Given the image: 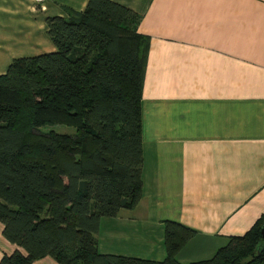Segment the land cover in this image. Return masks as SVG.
I'll return each mask as SVG.
<instances>
[{
  "label": "trees",
  "instance_id": "1",
  "mask_svg": "<svg viewBox=\"0 0 264 264\" xmlns=\"http://www.w3.org/2000/svg\"><path fill=\"white\" fill-rule=\"evenodd\" d=\"M65 13L45 19L53 52L14 59L0 75V224L17 248L0 264H184L176 254L195 231L169 220L161 261L98 250L101 221L143 193L149 39L140 16L112 0ZM186 264H264V214L210 259Z\"/></svg>",
  "mask_w": 264,
  "mask_h": 264
},
{
  "label": "crops",
  "instance_id": "2",
  "mask_svg": "<svg viewBox=\"0 0 264 264\" xmlns=\"http://www.w3.org/2000/svg\"><path fill=\"white\" fill-rule=\"evenodd\" d=\"M86 1L0 0V75L14 59L53 52L45 19ZM112 1L140 16L137 32L149 39L143 193L100 228L140 241L155 234L143 242L149 253L158 247L151 260L161 261L162 222L174 221L195 231L176 259L185 264L198 252L188 262L207 260L264 214V0ZM16 249L0 224V259Z\"/></svg>",
  "mask_w": 264,
  "mask_h": 264
},
{
  "label": "rangeland",
  "instance_id": "3",
  "mask_svg": "<svg viewBox=\"0 0 264 264\" xmlns=\"http://www.w3.org/2000/svg\"><path fill=\"white\" fill-rule=\"evenodd\" d=\"M49 129V128H47ZM46 128H43L42 130L45 132L47 131ZM53 129H55L58 132H68V133H72L73 130L69 129V128H65V127H54ZM120 222V221H118ZM107 228L106 227H102L100 228V234L97 236L98 240H99V251L101 252H110L112 254H117V255H121V256H125V257H139V258H143L145 260H151V259H157L154 258L155 256L158 255V247L154 246V251L152 253H149V245L145 244L143 242V239H146L148 244H152V241L155 239V237H153L155 234H152V237H148L146 235V237L144 236L142 238V240L140 241L138 239V237H132V233H128V234H122L119 233V231H114L113 234H108L110 232V230L108 232H106ZM122 237H121V236ZM162 244H163V240H162ZM164 248V245H161ZM161 249V247H160ZM159 249V251H160ZM165 250V249H164ZM181 252H185V250L181 251ZM215 253V252H214ZM182 254V253H181ZM199 253L195 252V254L190 255V258H183L184 260H182L183 262L186 261V263H189L188 261H190L191 259H196L197 255ZM177 255V254H176ZM214 254H212L209 258L210 259ZM178 256V255H177ZM176 256V258H178ZM200 256V255H199ZM181 257V255L179 256ZM181 260V259H180ZM185 263V264H186Z\"/></svg>",
  "mask_w": 264,
  "mask_h": 264
}]
</instances>
